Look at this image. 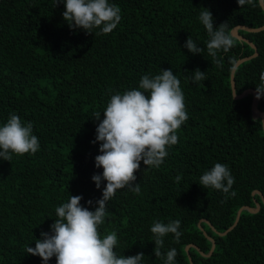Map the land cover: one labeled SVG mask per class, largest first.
<instances>
[{
  "label": "trees",
  "instance_id": "16d2710c",
  "mask_svg": "<svg viewBox=\"0 0 264 264\" xmlns=\"http://www.w3.org/2000/svg\"><path fill=\"white\" fill-rule=\"evenodd\" d=\"M109 3L119 6L121 21L105 35L96 34L100 29L93 34L70 29L63 3L0 0V126L15 113L23 124L32 123L40 144L35 154H12L10 162L0 159V264H44L39 256L26 254V246L34 248L41 232H50L55 208L70 196H81V206L95 210L106 181L97 189L92 180L103 172L95 167L100 142L93 141L110 95L139 89L142 76L167 69L180 80L188 119L159 168L141 161L134 182L140 193L125 187L107 202L101 236L115 231L117 255L142 252L141 264H165L172 248L177 251L174 264H191L190 258L192 264H264V128L261 118L253 116V95L235 100L231 86L233 67L255 50L234 38L227 53L218 52L222 66L213 64L206 50L210 37L199 20L208 9L214 28L222 23L231 33L237 26L260 28L264 10L259 0L243 7L237 0ZM239 34L258 52L236 71L241 95L260 83L264 31ZM189 36L202 53L184 47ZM196 69L204 72V81L193 82ZM258 108L264 112V96ZM97 112L100 121L94 117ZM215 163L228 166L235 196L226 198L222 191L199 184ZM256 203L260 211H242L231 229L239 210ZM173 220L181 222L182 236L179 242L173 234L165 236V255L157 258L150 228L154 221ZM209 237L216 245L205 257L213 246ZM189 245L197 248L187 252ZM48 264H56L55 257Z\"/></svg>",
  "mask_w": 264,
  "mask_h": 264
},
{
  "label": "clouds",
  "instance_id": "9594fccd",
  "mask_svg": "<svg viewBox=\"0 0 264 264\" xmlns=\"http://www.w3.org/2000/svg\"><path fill=\"white\" fill-rule=\"evenodd\" d=\"M54 3L55 6L64 4L66 10L62 15L70 29H83L87 34H93V29H100L96 34H109L121 21V9L110 4L109 0H54ZM237 3L243 7L253 0H237ZM213 19L208 9L199 14V20L210 37L206 43L207 53L213 64L222 66L218 52L227 53L234 45V37L227 23L214 28ZM184 47L192 54L204 51L190 36ZM192 79L193 82L204 81V72L196 69ZM259 79L257 100L264 96V71ZM235 96L236 92L233 99ZM102 112V121L101 112L94 115L100 122L93 143L100 142L101 154L95 157V167L102 168L103 172L92 176L97 189L106 181L102 197L95 202L94 211L81 206L82 197L79 195L70 196L67 202L55 208L56 219L50 232H41V238L35 240V247L26 246L25 249L26 254L39 256L44 264H48L52 257H55L56 264H141L144 257L142 252L128 257L118 256L114 251L118 243L116 232L101 236L99 226L107 215V202L117 190L127 187L135 194L140 193V185L134 182L141 161L146 167L159 168L168 156V148L178 143L177 130L188 119L180 80L171 69L161 70V74L155 76L144 75L139 81V89L110 95ZM39 147L32 123L23 124L15 113L0 126V159L10 162L12 154H35ZM175 180L179 182L181 175ZM234 183L228 166L222 163H215L199 179L201 186L220 190L226 198L228 194L236 195L234 191L230 192ZM87 203L92 205L93 201ZM180 226L179 220L153 222L150 231L154 236L157 258L165 255L161 251L165 236L173 234L179 242L182 236ZM176 255L175 248L168 250L165 264H174Z\"/></svg>",
  "mask_w": 264,
  "mask_h": 264
},
{
  "label": "water",
  "instance_id": "95a60500",
  "mask_svg": "<svg viewBox=\"0 0 264 264\" xmlns=\"http://www.w3.org/2000/svg\"><path fill=\"white\" fill-rule=\"evenodd\" d=\"M259 3L261 5L262 9L264 10V0H259ZM240 30H244V31L250 32V33H259L261 31H264V26H262L260 28H256V29H253V28H250V27H247V26H237V27H235L232 30V35H233L234 38L238 39L239 41L248 43L255 50V54L253 56L242 58V59L238 60V62L233 67V70H232V73H231V86H232V93L233 94L236 92L235 74H236V71H237L238 67L241 64H243L244 62L250 61L253 58L258 56V52H257L256 46L252 42H250L248 39L242 37L239 34ZM251 94L253 95V101H252V113H253V116L256 117V118H258V117L261 118L262 124H263V128H264V112L260 111L259 108H258L259 100L256 99V90H247L244 93H242L241 95H238L237 92H236V96H235L234 99L235 100H240V99H243V98H245V97H247L248 95H251ZM253 194L261 195V193L259 191H255ZM262 201L264 203V197L263 196H262ZM260 209H261V205L259 203H256V207L255 208H251V207H248V206H245V207L241 208L239 210V212H238L237 220H236L234 226L231 227V229H233L238 224V221L240 219L242 211L248 210L249 212L255 214V213L259 212ZM202 222H206L207 224L210 225V223L207 220H202ZM199 226L201 228V225H199ZM227 233H228V231L225 232V233H222L221 235H226ZM209 239L212 241L213 246H212L211 252L209 254H207V255L203 254L205 257H210L212 255V253L214 251V248H215V245H216L215 241L212 238L209 237ZM191 247L197 248L194 245H189V246L186 247V251L189 252ZM190 261H191V264H192L191 258H190Z\"/></svg>",
  "mask_w": 264,
  "mask_h": 264
}]
</instances>
